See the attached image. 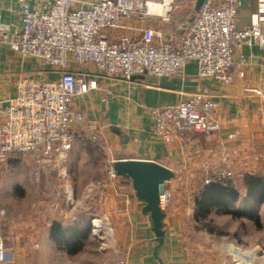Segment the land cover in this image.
Listing matches in <instances>:
<instances>
[{"label": "crops", "instance_id": "crops-1", "mask_svg": "<svg viewBox=\"0 0 264 264\" xmlns=\"http://www.w3.org/2000/svg\"><path fill=\"white\" fill-rule=\"evenodd\" d=\"M26 1L30 9L50 6L44 0ZM196 2L171 0L163 18L123 19L117 29L105 31L103 36L109 43H118L121 37L137 41L152 29L175 37L197 13ZM259 5L257 0H242L236 10L238 30L249 27ZM21 11L18 0H0V22L7 26L10 36L20 30ZM239 52L245 65L232 70L229 85L199 78L193 62L173 77L136 76L129 81L106 75L91 65L68 63L67 71L76 72L93 85L75 97V107L84 122L70 131L72 145L65 159L54 163V173L55 168L59 170L54 176V220H27L11 233L9 245L3 238L10 259L0 264H115L114 252L100 249L91 234L90 218L94 214L109 218L115 248L126 253L127 264H264V234L255 235L262 228L264 199L257 200L248 193L250 177L264 185V47L242 46ZM23 77L53 81L57 75L40 59L22 57L0 43V101L15 97L16 83ZM195 92L211 96L219 131L190 133L170 143L156 140L147 110L187 100ZM91 121L99 127L95 142L86 130V123ZM96 159L100 164L152 161L173 171V179L164 185L172 201L164 209L161 246L157 247L148 218L142 214L143 204L127 179L118 177L98 194L92 211L69 209V198L83 199L89 183L105 179ZM221 169L232 171L238 198L213 205L205 218L197 217L199 192L206 179ZM235 212L247 216L229 214ZM213 215L243 223L218 226L211 220ZM248 216L257 218L258 224ZM244 222L252 223V227H245Z\"/></svg>", "mask_w": 264, "mask_h": 264}, {"label": "built area", "instance_id": "built-area-1", "mask_svg": "<svg viewBox=\"0 0 264 264\" xmlns=\"http://www.w3.org/2000/svg\"><path fill=\"white\" fill-rule=\"evenodd\" d=\"M44 1L50 6L40 10L30 9L26 0H18L22 5L20 30L14 35H8L7 26L0 22V43L22 57L40 59L57 75L53 81L23 77L16 83L15 97L0 101V163L11 154H37L43 161L54 163L65 159L72 145L70 131L84 122L74 99L93 85L76 72L67 71L68 63L91 65L106 75L129 81L136 76L173 77L193 62L199 78L229 85L232 70L245 65L240 47H264V0H257L260 5L245 30L236 27V10L242 0H203L186 28L175 37L148 29L137 41L121 37L118 43L107 42L103 33L117 29L123 19L163 18L166 11L151 12L154 0ZM169 3L161 0L156 6L167 9ZM147 113L153 136L164 143L186 138L190 133L209 135L220 128L216 106L206 92L192 93L176 104L149 108ZM86 130L95 142L98 124L87 122ZM102 172L105 179L88 186L84 198L95 190H105L118 179L112 162H106ZM211 182L232 186L234 175L221 169L205 184ZM68 201L73 204L71 198ZM171 201V194L164 190L159 198L161 209L169 207ZM3 219L0 210V263L10 259L4 247ZM107 221L105 216L91 220L94 237L100 235ZM116 264H127L126 253H119Z\"/></svg>", "mask_w": 264, "mask_h": 264}, {"label": "rangeland", "instance_id": "rangeland-1", "mask_svg": "<svg viewBox=\"0 0 264 264\" xmlns=\"http://www.w3.org/2000/svg\"><path fill=\"white\" fill-rule=\"evenodd\" d=\"M154 1L156 4L159 2L161 3V0ZM145 2L150 3L151 0H144V3ZM154 13L156 14L159 12ZM190 20L191 19H189V21ZM91 154L93 156L95 155L93 153ZM96 162L98 166H101L100 171L103 173L104 164H100L99 159H96ZM59 168L61 169L62 167L60 166ZM55 169L54 173V161H43L40 155L37 154H11L4 162L0 163V210L4 213L3 238L8 245L11 233L15 232L18 226L26 224L27 220L31 221V223L39 221L40 219L46 223L54 220V176L57 177V173H59L58 168ZM102 179L101 177L93 181V183H89L86 188L98 181H102ZM86 188L82 195L83 199H79L78 201L75 200L73 204L70 205L69 209L71 211L78 212L82 211V209L90 210L94 198L106 190H95L87 199L84 198ZM70 193L73 194L72 192ZM67 194L68 193L64 192L65 197ZM102 216L104 215L94 214L91 215L90 220L101 219ZM107 219L108 223L103 222L104 226L102 227L100 235H98V237L92 236L97 241L96 245L100 249H105L106 253H110V251L114 252L116 255V264L119 253L115 248L109 218L107 217ZM211 220L218 226L234 225L237 227L243 223L242 221L229 220L222 215H213ZM261 223V231H256V236H258L259 233L261 235L264 234L262 233L264 232V220H261ZM107 224L109 227L106 226ZM244 225L245 227H252V223L244 222ZM109 229H111V231ZM107 230L111 232V237L108 236Z\"/></svg>", "mask_w": 264, "mask_h": 264}, {"label": "water", "instance_id": "water-1", "mask_svg": "<svg viewBox=\"0 0 264 264\" xmlns=\"http://www.w3.org/2000/svg\"><path fill=\"white\" fill-rule=\"evenodd\" d=\"M203 0H197L196 9ZM115 174L130 181L136 199L143 204L142 214L147 216L157 247L164 241L163 220L165 212L159 205L164 185L174 177L173 171L152 162L143 160H116L112 163Z\"/></svg>", "mask_w": 264, "mask_h": 264}, {"label": "trees", "instance_id": "trees-1", "mask_svg": "<svg viewBox=\"0 0 264 264\" xmlns=\"http://www.w3.org/2000/svg\"><path fill=\"white\" fill-rule=\"evenodd\" d=\"M249 196L259 199H264V185L261 184L260 180L255 177H250ZM200 198L197 201L198 215L197 217H203L208 214V209L213 205H221L223 201H236L238 198V192L233 186H225L220 183L211 182L203 186L199 192ZM235 218H240L244 214L243 212L229 213ZM247 216V215H244ZM251 222L258 224V219L254 216L247 217Z\"/></svg>", "mask_w": 264, "mask_h": 264}, {"label": "bare ground", "instance_id": "bare-ground-1", "mask_svg": "<svg viewBox=\"0 0 264 264\" xmlns=\"http://www.w3.org/2000/svg\"><path fill=\"white\" fill-rule=\"evenodd\" d=\"M150 5H151V6H150V11H151V12H163V11L165 10V9H164V10L161 11V10L159 9V7L156 6L157 4H150Z\"/></svg>", "mask_w": 264, "mask_h": 264}]
</instances>
